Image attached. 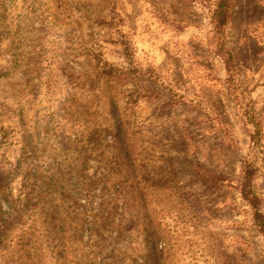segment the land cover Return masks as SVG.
Masks as SVG:
<instances>
[{"label": "rangeland", "instance_id": "1", "mask_svg": "<svg viewBox=\"0 0 264 264\" xmlns=\"http://www.w3.org/2000/svg\"><path fill=\"white\" fill-rule=\"evenodd\" d=\"M216 1L0 0V264H264V0Z\"/></svg>", "mask_w": 264, "mask_h": 264}, {"label": "trees", "instance_id": "2", "mask_svg": "<svg viewBox=\"0 0 264 264\" xmlns=\"http://www.w3.org/2000/svg\"><path fill=\"white\" fill-rule=\"evenodd\" d=\"M231 5V0H217L210 11L209 19L214 29L220 31L226 27L229 9ZM231 55H228V58L225 60L226 68L232 67L231 64ZM252 125H257V121L250 118ZM250 139L257 143L258 133H250ZM255 166L251 161L244 160L241 166V183H240V194L241 197L247 202L252 212L253 224L257 230L264 237V213L260 208V196L253 187V178L255 175Z\"/></svg>", "mask_w": 264, "mask_h": 264}]
</instances>
